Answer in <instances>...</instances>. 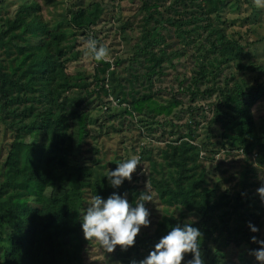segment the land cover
Masks as SVG:
<instances>
[{
    "label": "trees",
    "instance_id": "1",
    "mask_svg": "<svg viewBox=\"0 0 264 264\" xmlns=\"http://www.w3.org/2000/svg\"><path fill=\"white\" fill-rule=\"evenodd\" d=\"M161 1L167 0L139 1L134 14L139 19L141 34L131 61H138L145 69L147 81L162 73L171 58L181 57L178 52L167 51L164 33L172 30L177 40L187 45L182 51L194 55L195 63L199 62L190 84L184 88L190 100L188 112L192 115L199 107L197 97L215 100L208 104L212 117L202 135L198 133L199 124L190 115L186 133L175 140L166 139L173 146L155 143L161 163L142 160V154L150 153L147 147L132 151L139 158L138 165L148 169L149 185L161 205L154 227L143 231L135 241L147 243L151 251L171 227L194 220L193 226L202 233L200 251L204 264H237L235 259L227 261L216 254L211 247L222 242L255 251L260 246L256 241L264 240V192L258 193L260 183L250 168L253 162L248 163L254 156H264V137L260 138L255 130L252 104L246 101L250 94L236 83L220 86L216 77L222 64L232 59L228 56L233 51L232 61L242 57V47L224 31L219 34L210 29L202 18L216 16L230 6L237 8L244 0H199L196 6L201 13L184 21L179 15L164 19L155 16L159 15ZM173 3L188 7L183 0ZM101 12L99 3L74 12L69 10L65 20L50 26L41 14L40 3L30 0L21 3L0 26V124L4 133L10 131L12 135L0 171V264H62L63 248L75 246L83 256L92 240L87 243L81 231L82 209L93 195L107 198L115 192L124 195L133 206L139 202L142 193L136 190L135 179L124 181L118 188L109 186L107 171L115 169L118 161L110 166L111 161L103 164L100 159L92 167L79 162L87 138L94 137V126L89 122L91 110L85 107L115 100L125 104L120 117L143 124L141 116L146 112L168 115L180 104L176 99L159 104L138 82L137 91L135 80H119L122 75L115 72L109 61L94 60L98 67L91 77L67 73L68 65L78 56L76 42L67 44V38L72 40L76 33L94 27ZM131 26L125 21L121 31L132 29ZM1 28L18 37L2 35ZM204 30L209 31L208 35ZM195 45L197 49L207 45L206 52L200 54L193 48ZM208 54L214 58L209 60ZM234 80V76L230 77V81ZM259 88L264 94V87H256ZM76 93L78 96L74 97ZM199 108L203 111L204 107ZM114 120L103 121L107 129L104 136L112 138L125 132L122 121ZM147 135L148 132H139L137 137ZM233 155L244 160L245 167L217 176L216 171H222L221 175L227 173L224 161ZM200 170L204 178L200 187L178 185L184 174ZM249 222L259 231L251 233ZM253 236L256 241L251 239ZM96 246L101 248L98 243ZM190 259L191 253L185 254L182 264Z\"/></svg>",
    "mask_w": 264,
    "mask_h": 264
},
{
    "label": "rangeland",
    "instance_id": "2",
    "mask_svg": "<svg viewBox=\"0 0 264 264\" xmlns=\"http://www.w3.org/2000/svg\"><path fill=\"white\" fill-rule=\"evenodd\" d=\"M37 1L40 3L41 14L44 20L50 26L65 20L67 17L66 11L70 10V12H74L79 8L90 7L95 3H99L102 7V12L94 27L89 28V30L81 34L76 33L72 40L70 36L67 38V44H70L72 41L76 42L74 46L78 54L75 61L68 65V74L79 73L91 77L93 73H96L98 63L94 61L88 53L86 45V41L89 38H93L98 40V47L102 46L107 50V54L102 60L109 61L113 64L115 72H120L122 77L120 76L118 78L119 80L123 81V78H126V80L131 78L134 79L135 89L137 91L140 89L139 83L141 87H143L145 93L151 95L159 104H165L171 99L180 101L179 106L175 107L168 115L161 116L146 112L141 116L144 121L143 124L135 123L133 119L126 116L120 117L123 113L125 104L115 100H111L105 104L93 103L89 107H85L84 109L91 110L89 122L94 126V137L87 138V143L83 145L84 150L82 154L79 155V162L92 167L98 163L100 159H103V164L109 160L111 163H108V165H112L116 161L121 162L131 158L133 156L132 151L138 150L144 146L147 147L150 153L147 152L142 154V160L147 161L148 159H154L161 163L159 156L160 152L156 149L155 143L161 145L164 143L165 145H163V147L173 146V144H170L169 140H175L186 133L185 125L189 122L191 115L187 110L190 100L184 88L190 84L193 77L192 75H194L199 62L195 63V59L193 58L195 57L194 55H192V57L190 54L182 51L185 49L183 46L187 45L177 40L172 30L165 32L164 40L169 46L167 51L171 53L178 52L181 54V57L171 58V63L165 65L162 73L153 75L151 80L147 81V72L145 69L141 67L138 61H131L132 55L135 52L134 45L139 44L141 34V32L138 34L139 19L134 14L139 9L137 6L140 0ZM183 1L188 5L187 8H184L180 3L174 4L173 0H167L165 3L162 1L158 2L157 11L159 15L155 14V16L164 19L174 18L179 15L182 21L189 17L193 19L197 18L201 13L196 6L199 0ZM23 2L28 3L30 0H0V26L3 24L5 18L13 16L17 7ZM174 6L176 7L175 9ZM233 7L234 6H230L225 10H220L216 16H211L210 18L203 16L202 22L207 23L210 29L219 34L224 31L229 39L234 40L242 47V57L232 61L234 59L233 51L232 54L228 56V58L230 57V59H232L222 64L220 68L222 71L216 77L220 86L236 83L244 93L250 94V97L246 98V101L252 104L251 110L255 122V130L258 136L263 138L264 94L260 88L256 89V87L260 85L264 87V0H247V2L244 0L243 5L240 4L237 8L230 9ZM125 21H128L132 25V29L125 28L121 31L122 23ZM211 22H213L214 25ZM208 33V30H204L205 36L208 35ZM1 34L6 35L8 38L18 37L15 33H9L7 28H1ZM208 42L209 41L205 42V44ZM196 46L198 45H195L193 48L198 50L200 54L206 52L207 45H203L198 49ZM207 58L210 60L214 58V55L211 56L208 54ZM232 76L235 77L234 81H230V77ZM201 85L202 88L205 89L207 86L206 81H203ZM73 96H78V94L76 93ZM214 100V98L204 100L200 97L195 99L199 107H204L202 109L203 111L198 107L191 115L193 120L199 124V135H202V132L207 130H205L204 126L212 117V112L208 104ZM78 103L79 101L77 99L76 104ZM112 119H116L114 120L115 122L122 121L126 130L124 133H116L115 136L110 138L104 136L107 129L104 127L103 121ZM7 122L10 123L9 120ZM191 127H194L193 123H191ZM139 132L142 133V135L148 132V135L138 139L137 134ZM11 138V132L8 131L4 133L3 125L0 124V171L1 162L6 154ZM221 154L220 152L219 156ZM215 158H217V156H215ZM237 158V155L227 158L224 161V170L227 173L221 175L222 171H216V175L219 177L226 176L229 172L244 168L246 164L245 161L238 160ZM251 162H253V165L250 166V168L255 171V180H257L260 183V187H262L264 186V156H254L248 163ZM221 169H223V167ZM148 175V169L141 164L137 165L131 178L135 179L137 182L136 190L138 192L151 197L150 201L145 202L144 205L149 210L151 224L148 228H141L136 237L141 236L143 231L151 230L160 215L161 205L157 200L156 193L149 185ZM203 180V172L200 170L199 172L195 171L184 174L178 180V185L200 187ZM189 217L194 216L189 215ZM262 221L263 231L261 232L262 238H264V218ZM90 242L91 241H87V243ZM96 244V242L92 241L91 244L86 246L84 253H82L83 256L79 255L78 246L71 247L70 249L63 248L65 251H63L62 264H71V261L78 264H132V262L135 261L136 264H139V261L144 259L149 253L147 243L142 241H135L132 247L123 250L117 246L112 253H104ZM211 249L227 261L235 259L237 264H256L257 262L254 251L248 246L233 248L232 246L220 242L212 245Z\"/></svg>",
    "mask_w": 264,
    "mask_h": 264
},
{
    "label": "clouds",
    "instance_id": "3",
    "mask_svg": "<svg viewBox=\"0 0 264 264\" xmlns=\"http://www.w3.org/2000/svg\"><path fill=\"white\" fill-rule=\"evenodd\" d=\"M86 45L88 53L96 61L104 59L107 54V50L102 46L98 47L93 38H89ZM138 164L137 156L116 163L115 169L107 171L109 186L118 188L124 181H130ZM257 191L264 192V186ZM150 199L149 195L141 194L138 196L139 202L133 206L124 195L115 192L107 198L93 195L90 203L82 209L80 227L84 239L98 243L107 253H112L117 246L121 250L132 247L141 228H148L151 224L149 210L144 206ZM194 223V220H190L171 227L139 264H182L188 253H191V259L185 264H204L200 251L202 233L193 226ZM247 227L251 233L259 231L250 222ZM251 239L256 241L255 236ZM256 242L260 246L254 251L255 259L258 264H264V240ZM132 264L136 262L133 261Z\"/></svg>",
    "mask_w": 264,
    "mask_h": 264
}]
</instances>
